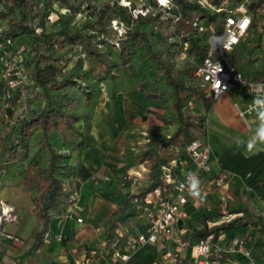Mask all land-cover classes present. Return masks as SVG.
Masks as SVG:
<instances>
[{"label": "crops", "instance_id": "0c3cea01", "mask_svg": "<svg viewBox=\"0 0 264 264\" xmlns=\"http://www.w3.org/2000/svg\"><path fill=\"white\" fill-rule=\"evenodd\" d=\"M3 23L6 25L5 21ZM112 68L119 72L121 67ZM122 68L117 77L123 76ZM103 79L102 82L97 81L87 95L78 92V97L90 101L91 111L88 114L78 111L74 104L72 111L80 116L74 129L64 128L61 133L53 132L51 136V143L57 153H61L62 150L70 151L69 156L64 154L59 156L56 172L70 195L63 213H52L43 244L33 251L30 249L34 242V232L27 248L22 241L0 237V264L5 261L11 264H80L91 249L99 251L91 264H122L112 258L111 244L117 241L122 252H130L125 235L145 231L148 226L147 217L141 210L142 205L147 204L148 200L151 201V205L162 198H173L175 187L172 184L163 192L162 197L160 189L147 192L151 184L152 163L149 159L141 157L147 149L156 147L160 140L170 137L178 129V120L171 108V99L154 98L150 95L152 91L150 89L142 92L139 87L142 82L131 73L124 76V79L119 78L113 85H110L108 79ZM25 82L22 81L17 86L21 92L16 101L20 103H15V106H24V116L28 111L32 112L34 108L40 106L39 104L44 103L40 86L34 81ZM235 90L241 94L236 96L230 116H223L221 121L218 120L214 132L202 129L206 134L204 140H208L211 145L209 159L211 171H199L204 193L199 200L189 202L187 209L190 217L180 221V227L185 235L188 232V224L201 226L202 214L210 217V224H216L228 220L229 215L230 218L235 216L234 213L228 215L225 213L239 207L248 208L253 212L248 204L250 202L245 199L247 195L260 198L264 203V169L256 173V183L254 181V184L250 185L248 179L251 171H242L240 166L244 159L264 153V145L258 144L251 152L247 149V141L255 135L259 124L257 111H247L253 99L243 93V88H234L227 93ZM24 91L31 92L32 99L28 102L23 97ZM164 92L168 94L170 89H165ZM196 100L199 107L202 100L198 98ZM75 102L78 104L80 101ZM192 103L190 100L188 105L192 106ZM15 106L14 109L9 107L12 112L16 111ZM197 106L195 108L192 106L190 113H187V105L184 106L185 114L191 120L196 115L205 118ZM210 111L211 109L206 111L204 107L205 113ZM36 131L40 135L36 140L39 144L42 142V131L37 129L32 133L28 143H31ZM168 151L172 157L166 160H175L177 177L182 179L187 173L198 171L195 161L186 152L185 147L173 145ZM219 176L226 178L222 185L217 182ZM22 189L23 193L26 192L25 195L14 189L0 194L15 204L18 211L25 208L29 209L30 214L36 215L30 192L24 189L23 185ZM253 213L264 219V212ZM79 218L83 221L79 222ZM238 236L248 239L251 250L258 252V257L255 258L257 264L260 262L264 264V250H260L264 243L253 246L257 237L264 236V233L251 224L222 232L217 242L226 244ZM156 245L142 247L123 264H130L137 254H150L157 258L168 252L177 253L182 264L194 263L193 247L181 248L170 241H166L165 245H159L155 251L144 253L147 247L154 248ZM224 263L246 264V260L237 255H230L224 258Z\"/></svg>", "mask_w": 264, "mask_h": 264}, {"label": "trees", "instance_id": "16d2710c", "mask_svg": "<svg viewBox=\"0 0 264 264\" xmlns=\"http://www.w3.org/2000/svg\"><path fill=\"white\" fill-rule=\"evenodd\" d=\"M173 1L175 4L174 12L180 14L182 18L191 19L195 14L194 12L198 11L196 13H199V15L202 14L201 17L204 18L207 25L213 26L218 34L223 32L222 18L219 20L218 14L211 13L209 9L202 8L196 3L187 2L185 0ZM209 1L216 6L222 5L224 2V0ZM263 2L264 0H249L248 2L249 8L255 11L252 29H254V32L258 35L257 47L263 46L264 35L262 27H259V21H264V14L259 13L255 9L261 6ZM86 9H88L89 15L92 17L97 29L102 30V32L104 31L103 28L111 24L113 19H120L125 22L128 30L127 36L119 42L118 46V55L121 59V63L124 65L130 64L138 55L137 52L139 50H146L150 57L153 58L159 73L163 75L165 81L169 85L170 92L166 94L164 90L160 91L161 87H158L156 83L153 84L154 87L151 89L150 95L154 98L171 99V108L178 120V129L170 137L160 140L156 147L147 149L141 155L142 158L149 159L152 163L150 170L151 184L147 192L160 189L162 197L163 192L171 186V184L164 181L162 171L163 165L168 162L166 158L171 159L172 157L168 149L173 145L186 147L196 139V135L192 129L195 124L184 111V106L189 95L193 93L198 99L202 100L206 111L212 108L213 99L206 93H203L197 86L190 85L183 77L184 73L175 69L173 63L169 59L173 51L166 47L168 43L164 39L166 37H164L162 29L156 30V35L160 39H164L163 44H165V47L159 50L154 49L151 36L148 31L143 29V25L154 23L158 26L162 24L160 19L150 15L148 17L140 15L139 18L135 19L128 13L126 8L116 3H104L101 6H96L93 4L92 0H88ZM31 10L32 5L30 0H0V16L6 23L0 32V44H6V48L13 51L12 54H19V56L24 53L21 47L24 44L30 45L31 49L29 52L31 55H34L31 59H28V57L22 58L21 64H24V66L28 68L30 72L29 81H34L37 86H40L42 89L41 94L44 98V103L39 104L40 106L34 108L32 112L28 111L26 117L17 120L13 127V134L15 135L14 140L10 137L1 139V144L5 149L7 158L18 156L27 157L29 152L25 149L28 147V141L32 133L40 129L44 139L40 143V147L49 155L47 166H44L40 159L33 155L24 169L26 179L32 186L31 201L34 204L38 223L41 225V228L33 233L34 242L30 249V251H33L43 244V238L48 231L52 213H63L64 205L70 199V195L66 192L65 184L56 173L60 155L56 152L51 143L52 133H61L64 128L74 129L75 123L80 120V116L73 113L70 109V105H65L63 103L64 99L63 101L61 99L57 100L54 96L53 92L56 90H62L64 87L66 89H72L75 80L72 75L66 79L58 80L57 71L60 67H58L57 64L59 63L57 62L60 60V57H55L52 50L56 46L64 44L73 47L80 46L86 56L93 57V59L97 61L94 66L95 68L91 67L92 70H94L93 72L96 73L95 76L98 78H105L103 76L105 69L102 68L104 64L108 65L110 68L112 65L104 59L101 53L93 49L86 31L70 28H62L47 34L37 31L30 23ZM14 12L20 14L18 18L13 17ZM181 29L180 22L177 25L178 33ZM29 30H31V33L28 34L32 35L30 39L25 35ZM151 31L154 32V28ZM172 36L174 35L172 34ZM207 38V32L190 28L188 35L183 39L184 42L188 44L185 52L195 57L197 60H203L209 53L210 45ZM8 39L11 40V43H7ZM2 52L3 50L0 48V54H2ZM101 56L103 58H101ZM263 72L264 69L258 71L259 74ZM20 77H22V74L13 75L12 80L15 79V85H8L11 89V98L6 100L16 101L18 99L21 89H17V86L24 81ZM150 81H152V79ZM147 86L148 83L143 81L139 87L142 92H146ZM6 87V84L0 83V94L2 97L4 96ZM237 162L239 163V160ZM241 163L242 165L240 166L242 171H251L248 184H254V181L256 183V173H260V171L264 169V153L244 159ZM251 194L254 195V193ZM228 213H234L236 215L216 224H210V217L207 214H202L200 218L201 226L195 227L192 224H188V232L185 237L196 241L211 238L213 242L216 243L222 232L247 224L257 227L264 233L263 217L254 214L248 208L239 207L235 210L228 211ZM159 260L160 256L155 258L150 254H137L130 264H153Z\"/></svg>", "mask_w": 264, "mask_h": 264}, {"label": "rangeland", "instance_id": "374dc122", "mask_svg": "<svg viewBox=\"0 0 264 264\" xmlns=\"http://www.w3.org/2000/svg\"><path fill=\"white\" fill-rule=\"evenodd\" d=\"M129 1H131V3ZM150 1L153 0H92L93 4L96 6H101L104 3H116L119 6L126 8L128 13H131L134 8L143 9L146 11L148 9L147 6H149ZM185 1L196 3L198 0ZM246 1L249 2V0ZM30 2L32 5V10L30 12V23L37 31L43 34L52 33L53 31H58L62 28H70L74 30L81 29L83 31H86L90 38L93 49H96L99 53H101L102 56H104V59H106V61L110 65H112L111 68L106 64L102 66V68L105 69V71L103 72V76L108 79V82H111L110 85H113V82L117 81L121 77H123L124 79V76H127L129 73H131L134 74V77L136 75L140 82L144 81L148 83L147 90H151L154 87L153 84L155 83L158 85V87H161L160 91L170 89L163 75L159 73L155 62L153 61V58L150 57L146 50H139L137 52L138 55L130 64L124 65L121 63V59L118 55L119 48L118 46H116L115 43H119L122 39H125L128 30L125 29L122 24L114 25L112 21L111 24L103 28V32L102 30L97 29L92 17H90L89 15L88 9H86L88 5V0H30ZM233 2L234 0H224L223 4H231ZM149 9L150 12L146 17H148L149 15L152 17H156L160 19L162 23L158 26L154 23L143 25V29L145 31H148L149 35L151 36V41L154 46V49H163V47H165V44H163V40L165 39V41L168 43L166 47L169 48V50L173 51L170 54L169 59L173 63L175 69L184 73L183 77L190 85L197 86L203 93H206L208 95V93L205 91L202 82L197 79L193 74L192 61H188V59H192L193 57L186 54L185 52L186 44H183L184 37H182V39H175L176 36L173 38L172 34L176 33L178 35V31L171 32L170 29H168L170 26L169 24H171V21L165 19V13L163 11L161 12L154 10L150 7ZM257 9L259 13L264 14V2L261 3V6L257 7L255 10ZM210 11L211 13L218 14V19L221 20V13L217 12L215 9H210ZM196 12L198 11L194 12L195 14L193 17L198 15L196 17H200V19H203L201 17L202 14L199 15V13L197 14ZM19 15L20 14H18L17 12H14L13 17L18 18ZM117 20L120 21V19ZM259 27H262L264 35L263 20L259 21ZM153 28L154 32L151 31ZM181 28L184 29L186 32L190 30L191 27L187 18H182ZM2 29L0 30V32L2 31ZM160 29L163 30V35L166 38L160 39L156 35V30ZM28 33L30 34L31 30H29L25 34L30 39L32 35H29ZM257 39V33L254 32V29H251L249 36L243 39L241 43L235 47L234 50L228 53V55L235 68L242 71L247 78L252 80L264 81V72L262 74L258 73L259 70L264 69V36L262 47L256 46ZM178 46H180L179 49H176L178 48ZM21 48L24 53L22 52L23 54H20V56L19 54H14V60L16 61L17 57L20 59L24 57H28V59H31L34 54L31 55V53L29 52L31 49L30 45L24 44ZM175 52L178 54L177 60H175L174 58V55L176 54ZM52 53L55 54V57H60V60L57 62L59 63L57 64L58 67H60L57 71L58 80L66 79L70 75H72L75 80V84L72 89H66L64 87L62 90L54 91L53 93L55 98L57 100L61 99L62 101L64 99L63 103L65 105H70L71 110L73 109V105L76 104L75 106L78 107V111L80 110L81 112H87L88 114V112L91 111L89 110L90 101L78 97V92H83L87 95L88 92L92 90L91 87L93 85H96L95 83L97 81L102 82L101 80H104L103 78H98L97 76H95L96 73L93 72L94 70H92V67L96 65L97 61L94 60L93 57L86 56L80 46L73 47L67 44L58 45L52 50ZM218 53V50L214 51L215 55H217ZM102 56L101 58H103ZM22 65V69L25 70L21 72L22 77L20 78L27 82L30 80V72L28 68L24 66V64ZM115 66H119L121 68L123 67L122 69L124 70V73L121 74L123 76L120 75L121 77H117L119 75L118 73H121V68L118 72L117 70H114L115 68H112ZM151 79L152 81H150ZM100 85L103 86L102 83H100ZM30 93V91H24L23 97L26 98L27 102L32 99V95ZM238 94H241V92L238 93V91L236 90L231 93L223 94L216 100H213V106L211 108V111L205 113L204 103H202L203 101L201 102L199 100L201 103H199L200 106L198 107L196 105L197 97L193 93H191L189 95L188 100H191L193 102L192 106H194V108L196 106L200 108V112H202L201 114H203L205 117L203 118L201 115H196L195 118L192 119V122L195 124V126L192 128L194 134L197 135V137L200 139H206V134H204V131H202V129L205 128V131L214 132L216 125H218L217 121H221L223 116H230L232 111L231 109L233 107V104L235 103V98ZM76 100L80 102H78L77 104V102H75ZM188 100L186 101L185 105H187V113H190L192 106L188 105ZM15 103L19 104L20 102L12 100L8 101L4 99L0 94V193L6 190L9 191L11 189L21 191L23 193V185V188L30 192V194H32V186L28 183L26 179L24 169L33 155L37 156L44 166H47L49 155L45 150L41 149L39 141L36 140V137L40 136L39 134H37V132L39 131L38 130L33 135L31 143H28L27 149H25L29 152L27 157H6L5 149L1 144V139H3L4 137H10L12 140H14L15 135L13 134V127L17 120L22 119V117L24 116V106H15ZM14 106L16 108V111L14 110L12 112L9 107H13L14 109ZM203 125L205 126L203 127ZM43 140L44 139L42 136V141ZM64 151L62 150L61 153L59 152V155L65 154ZM21 183L22 185H20ZM25 193L23 194L25 195ZM0 197L4 198L1 194ZM245 199L247 202H250L248 204L253 210V212H264V203L260 198H254L251 197V195H247ZM18 213L20 216L19 222L16 224H8L6 229L7 231L15 235H18L21 241L23 242L24 247L27 248L28 246H30L29 241L31 240V234L41 228V225L38 223L36 215L29 213V209L20 208ZM228 214L229 213H225V215ZM246 240L248 241V239ZM262 242L264 243V236H258L257 239L254 241L253 246H260ZM159 245L162 246L165 245V243ZM159 245L153 246L154 248L147 247L144 250V253L155 251L154 249L159 247ZM260 250H264V244H262ZM251 251L254 259H257L258 252L255 253L253 252V250ZM260 264L263 263L260 262Z\"/></svg>", "mask_w": 264, "mask_h": 264}, {"label": "built area", "instance_id": "2783aa9c", "mask_svg": "<svg viewBox=\"0 0 264 264\" xmlns=\"http://www.w3.org/2000/svg\"><path fill=\"white\" fill-rule=\"evenodd\" d=\"M131 3V1H129ZM147 10L133 9L130 13L133 18L137 19L140 15L147 16L149 14V7L157 11H163L167 20L171 21L169 28L171 32L177 31V25L182 22L180 14L174 12L175 4L173 0H153L149 2ZM200 7L206 9H215L222 14L223 32L218 34L213 26L204 23V18L192 17L188 19L191 28L197 31L207 32V41L210 45L209 53L203 60H197L195 57L188 59L192 61L193 74L199 79L208 95L216 100L228 91L241 87L245 95L254 98L259 95L264 97V81L252 80L247 78L244 73L235 68L228 53L235 49L243 39L249 36L252 29L253 18L255 11L251 10L248 1L234 0L231 4H222L216 6L209 0H198L196 2ZM151 5V6H150ZM258 11V9L256 10ZM155 15V14H154ZM248 21V22H246ZM4 20L0 16V30L5 26ZM114 25L122 24L127 29L123 21L117 19L112 20ZM175 39L186 37L188 32L184 29L178 33H173ZM7 43H11L8 39ZM229 44V48L225 49L223 45ZM119 46V43H115ZM186 44L187 42H184ZM181 44V45H183ZM6 44H0L3 52L0 54V83L7 85L4 92V99L11 98L10 86H14L13 75H21L22 69L21 59L14 60L12 50H8ZM180 46H178L179 49ZM186 49V48H185ZM218 50L217 55L214 51ZM176 53V52H175ZM187 54V53H186ZM177 53L174 55L177 60ZM219 63L223 67L222 72H215L214 66ZM219 82V83H218ZM10 85V86H8ZM253 102L248 107V112L254 111ZM242 113V112H241ZM243 114V113H242ZM27 115V114H26ZM23 116L22 118L26 117ZM186 152L195 161L198 171L195 173H187L182 179L177 177L175 173V160H170L163 165V179L166 183L172 184L175 187V194L171 199H162L157 203L142 205L141 210L148 220V226L145 231L133 232L125 235V242L130 247V252L124 253L119 248L117 241L111 244V256L115 260H119L122 264L127 263L131 257L139 251L142 247L147 245L163 244L170 241L181 248L193 247L195 253V260L193 264H225L224 258L230 255H237L246 260V264H256L252 255V251L248 245L245 237H234L230 242L222 244L214 243L211 238L201 239L192 242L191 239L185 237L184 231L180 227V221L189 219L190 213L187 206L191 200H199L204 193L202 178L199 171L210 172L211 165L209 162L211 145L208 140L196 138L185 147ZM65 156L70 155V151H64ZM192 176L199 180V196L190 194L189 183ZM219 185L225 183V176L217 178ZM228 217L227 219H229ZM20 216L16 206L8 200L0 197V237L11 239L14 241H21L20 237L7 231L8 224H16L19 222ZM79 222L83 219L79 218ZM99 254L97 249H91L88 254L84 256L80 264H91L94 258ZM1 264H11L10 262H2ZM153 264H182L180 256L175 252H168L162 255L160 260Z\"/></svg>", "mask_w": 264, "mask_h": 264}, {"label": "clouds", "instance_id": "9594fccd", "mask_svg": "<svg viewBox=\"0 0 264 264\" xmlns=\"http://www.w3.org/2000/svg\"><path fill=\"white\" fill-rule=\"evenodd\" d=\"M248 22V21H246ZM225 49L229 48V44L225 43L223 45ZM215 72L219 73L223 71L222 65L217 63L214 66ZM219 83V82H218ZM253 105L255 110L257 111V116L259 120L258 127L255 131V135H253L248 141H247V149L248 151H253L257 148V145H264V97H261L257 95L253 100ZM189 190L190 194L194 196H199V180L195 176H192L189 183Z\"/></svg>", "mask_w": 264, "mask_h": 264}]
</instances>
